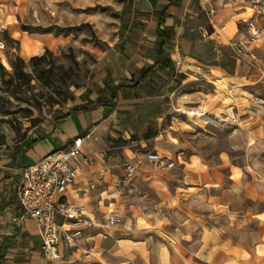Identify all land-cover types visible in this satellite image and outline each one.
Masks as SVG:
<instances>
[{"label": "crops", "instance_id": "obj_1", "mask_svg": "<svg viewBox=\"0 0 264 264\" xmlns=\"http://www.w3.org/2000/svg\"><path fill=\"white\" fill-rule=\"evenodd\" d=\"M161 1L168 4L166 0H160L158 4ZM150 5L157 16L162 7H153L151 2ZM188 12L196 13L193 6L185 7L183 1L179 6H169L165 26L173 28L175 36L173 45L166 48V52L175 68L160 70L156 67L154 76L163 71H176V59L173 56H179L182 68L191 66L187 62L189 59L199 61L193 55L198 37L193 38V33L186 31L182 24ZM240 14L242 12L220 17L219 13L215 14V33L210 36L215 39V56L210 61L206 59V63L199 61L207 67L206 70L215 72L219 82L224 83V95L232 100L231 105L239 117L236 124L225 123L229 131L225 147L218 148L216 158L210 160L204 148L195 144L194 148L202 157L200 162L193 158L199 156L187 147L180 149L178 154L175 152L174 156L170 153L161 154L176 161L172 169L157 168L147 159V152L140 155L138 150L124 147L122 153L126 161L121 169L123 176L126 177L127 163L136 167L134 176L130 180L124 179V184L139 190L132 193L137 201L121 203L127 206L123 222L109 219L110 212L118 214L116 210L107 212L102 209V205L107 208H111V205L120 207V200L129 196H123L120 183L110 174L113 157L106 151L107 144L103 143L106 136L130 137L136 129L156 122L158 114L163 111V103L153 101L147 107L143 105V98L154 92L151 90L154 76L149 79L150 86L147 88L151 90L150 95L126 99L120 94L113 107L96 105L90 106L87 111H72L63 122L57 124L53 121L49 124L40 136L33 134L14 140L8 135L4 141L0 140V264H264V39L260 43L249 41L246 31L239 26L240 22H244V19L239 18ZM151 26L156 32V27ZM241 44L250 46L257 56L256 61H250L249 55L242 52ZM176 45L179 50H175ZM155 50L131 53V58L122 64L128 67L135 58L140 76L142 68L148 69L155 64L159 57ZM209 75L211 73L206 76ZM191 84L196 90L193 92L196 110L188 113L209 124L210 118H204L209 113L205 103L207 100H202L198 94V90L202 88L204 91V86L209 83L202 87L197 82ZM115 85H105L106 91L99 88L106 98H110L109 87ZM210 86L214 87L212 84ZM97 97V92L96 96L93 92L89 96L94 102ZM260 97L263 98L262 104L255 102ZM199 99L203 103L200 104ZM79 100L77 105L86 103L82 98ZM119 103H131L136 109L120 107ZM205 109L207 112L202 117L197 115V112L201 113ZM117 112L119 118L115 120ZM85 133H91V138L84 145V153L73 161V165L78 168V177L84 176L86 182L84 179L78 181L77 177L69 187L67 200L74 205L82 202L90 224L83 237L77 240V247L69 249L59 258L43 257L41 230L36 220L31 217L19 220L20 207L15 183L24 167ZM217 136L215 133L213 138L217 139ZM34 139L40 140L32 144ZM166 147L169 148V145ZM172 147L167 150L172 151ZM127 151L132 155H128ZM149 151L159 153L154 148ZM182 155L189 157L183 170L195 162L200 170L198 175H194V171H186L182 183L175 186V190L163 176H153L148 172L153 169L172 171L178 168ZM102 185H106L108 190L100 188L97 191L102 196L98 205L101 217H97L94 207L89 203L87 191ZM178 195L182 201L180 204L176 202ZM106 198L111 200L110 205L104 204ZM155 199L156 205L153 203ZM204 202L210 212H204L198 205ZM159 204L163 208L157 207ZM133 207L138 214H135ZM175 210L183 215L184 223L175 222ZM205 216L215 217V221L208 224ZM188 222L190 225H187ZM252 224L255 226L254 233L250 232V236L244 240L230 233L233 229ZM36 237L40 238L39 245L35 241Z\"/></svg>", "mask_w": 264, "mask_h": 264}, {"label": "rangeland", "instance_id": "obj_2", "mask_svg": "<svg viewBox=\"0 0 264 264\" xmlns=\"http://www.w3.org/2000/svg\"><path fill=\"white\" fill-rule=\"evenodd\" d=\"M133 1V12L143 13L142 17L138 18L130 13L123 0H0V61L9 71V73L0 71L1 141L8 135L14 140H21L33 134L40 136L55 118L62 117L77 105L81 94L87 90H93V95L96 96L97 87L106 91L105 85L133 84L137 81L138 61L134 58L126 67L120 63L119 51L116 49V44L121 41L122 16L130 25L127 31V35L131 36L130 53L137 54L146 49L155 50L160 38L151 28V22L155 21L157 16L149 0ZM183 3L185 7L193 6L197 13L188 12L182 24L186 31L193 33V38L198 37L197 46L193 47V55L200 62L206 63V59L210 61L209 59L215 56V39L210 37L215 33V14L219 13L220 17L242 12L239 18L244 19V22H240L239 26L246 33L249 19L258 20L264 27V0H183ZM164 5L165 2L161 1L158 7ZM263 39L264 35L255 43H260ZM174 48L179 50L177 45ZM47 50L50 52L47 53ZM44 54L45 58L42 61H35V66L31 64L32 57ZM19 57L26 61L24 69L31 75L28 82L21 76V80H18L10 74L13 68L9 60L15 61ZM173 57L176 59V71L157 73L151 82L153 94L143 98V105L146 107L153 101L163 103V111L158 114L156 122L136 129L130 137H105L103 144H107L106 151L113 157L110 174L120 183L123 196L129 195L120 200V204L125 201L129 203L137 201L132 193L139 190L131 189L133 187L124 184L126 177L121 170L126 161L122 153L124 147L128 150L129 148L138 150L140 155L154 148L160 154L170 153L173 156L175 152L178 154L180 149L187 147L199 156L193 158L200 162L202 157L194 148L195 144H199L198 146L203 147L206 151L204 153L212 160L216 158L218 148L225 147L228 141L229 131L225 123H238L224 115L225 108L232 104V100L224 95L226 88L223 82L217 80L215 72L206 70L207 67L192 59L187 61L191 64L190 67L182 68L183 63L179 56ZM210 73L211 75L206 76ZM11 79L14 80L11 82ZM192 82H197L201 87L209 83L208 86H204V91L202 88L198 90L199 97L208 102L205 103L209 107V113L204 118H210L209 124L200 118H193V115L188 113L196 110L193 99V92L196 90L192 87ZM104 96L107 97L106 94ZM201 99L198 100L200 104L203 103ZM260 99L262 104L263 98ZM119 106L136 109L131 103H119ZM205 112L206 109L201 113L197 112V115L202 117ZM118 118L117 112L115 120ZM193 119L196 121H192ZM215 133L218 134L217 139L213 138ZM166 145H169V148ZM171 146L172 151L167 150ZM127 153L132 155L130 151ZM181 157L178 168L172 171L153 169L148 172L153 176L155 174L163 176L175 190V186L182 183L186 171H194V175H198L200 170L196 167L197 162L183 170L189 157L188 155ZM225 158L228 159L226 156ZM84 178L79 176L78 181ZM84 181L86 182V179ZM102 186L89 188L90 192L87 191L90 196L89 203L94 207L97 217H101L98 205L102 199L97 191L100 188L108 190L106 185ZM113 189L117 193V190ZM104 195L107 196V193ZM103 201L104 204L110 205L109 198ZM176 202L182 203L179 195ZM153 203L156 205L157 199ZM75 204L84 209L82 202ZM198 205L204 212H210L205 202ZM161 206L163 208L162 204L157 205L159 208ZM110 207L102 205V209L107 212L116 210L118 220L123 222L127 215L124 210L127 206L121 204L120 207L114 205ZM133 210L138 214L134 207ZM168 211L166 208V213ZM173 215L177 224L185 222L180 211L175 210ZM205 220L208 224L213 223L215 217L205 216ZM187 225H190L189 222ZM254 229L255 226L252 224L233 229L230 233L244 240L250 236V232L254 233ZM35 241L37 245L40 244L39 237H36ZM43 257H46L44 252Z\"/></svg>", "mask_w": 264, "mask_h": 264}, {"label": "built area", "instance_id": "obj_3", "mask_svg": "<svg viewBox=\"0 0 264 264\" xmlns=\"http://www.w3.org/2000/svg\"><path fill=\"white\" fill-rule=\"evenodd\" d=\"M246 30L249 41L255 43L262 39L264 27L258 20L249 19ZM241 50L249 55L250 61L257 58L250 46L241 45ZM257 99L256 103H261ZM226 118L237 122L238 114L233 105L225 108ZM91 138V133L79 135L69 141L64 147L56 149L39 161L23 168L15 183V191L20 207L19 220L27 217L34 218L41 230L42 250L45 256L59 258L69 249L77 247V240L84 235L90 224L85 210L67 200L69 187L73 185L79 175L78 168L73 161L84 153V145ZM146 157L157 168L172 169L176 161L168 159L158 152H147ZM126 180H130L136 167L125 165ZM119 216L110 212L109 219L114 222Z\"/></svg>", "mask_w": 264, "mask_h": 264}, {"label": "trees", "instance_id": "obj_4", "mask_svg": "<svg viewBox=\"0 0 264 264\" xmlns=\"http://www.w3.org/2000/svg\"><path fill=\"white\" fill-rule=\"evenodd\" d=\"M153 7H156L158 5V2L160 0H149ZM168 4L162 7L160 11L157 12V20L153 21L151 24L153 27H156V34L160 37V41L157 44L156 53L159 55L154 65H152L150 68H142L140 70V76L137 80V82L133 85H127L125 83L117 84L113 87H109L110 91V98H106L104 96L103 91L97 87L95 90L98 93V97L96 101H91L89 96L93 92V90H87L86 92L81 94V98L83 100H86V103L75 105L69 113L64 114L62 117L55 118V122L61 123L67 118L70 117L72 111H78L83 110L87 111L90 106H96V105H103L106 107H113L115 105V100L119 97L121 94L123 98H141L143 96L150 95V91L147 90V88L150 86L149 79L154 76L155 68L158 67L160 70H165L166 68H170L171 70H174V63L170 57V55L166 52V48L173 45V39L175 36L174 29L171 27L165 26L166 18L169 15L168 9L170 5H176L179 6L180 3L183 0H166ZM123 3L127 4V10L135 14L138 18L142 17L143 13L133 12L134 7V1L133 0H123ZM122 28H121V41L116 44V49L119 51L118 56L120 58V63H124L126 60L130 59L132 54L130 53V40L131 36L127 35L129 22L126 21L124 16H122ZM163 26V27H162ZM130 28V27H129ZM47 53L50 52L49 50L46 51ZM45 58V54L41 56H34L31 58L30 62L35 66V61H42ZM10 64L13 68L12 72L10 73L14 77H17L18 80H21V77L28 82L30 80V73H28L24 66L26 64V61L22 58H17L14 60H9ZM0 71L2 73H9L6 66L0 61ZM21 76V77H20ZM14 79H11V82ZM15 91V90H14ZM40 139H34L32 141V144L37 142Z\"/></svg>", "mask_w": 264, "mask_h": 264}, {"label": "bare ground", "instance_id": "obj_5", "mask_svg": "<svg viewBox=\"0 0 264 264\" xmlns=\"http://www.w3.org/2000/svg\"><path fill=\"white\" fill-rule=\"evenodd\" d=\"M190 113H195V112H190Z\"/></svg>", "mask_w": 264, "mask_h": 264}]
</instances>
